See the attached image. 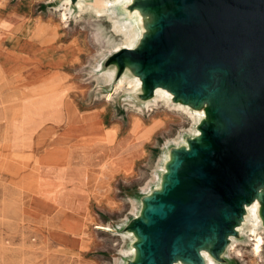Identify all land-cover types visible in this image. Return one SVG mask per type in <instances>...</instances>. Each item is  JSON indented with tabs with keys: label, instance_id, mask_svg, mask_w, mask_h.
Listing matches in <instances>:
<instances>
[{
	"label": "rangeland",
	"instance_id": "374dc122",
	"mask_svg": "<svg viewBox=\"0 0 264 264\" xmlns=\"http://www.w3.org/2000/svg\"><path fill=\"white\" fill-rule=\"evenodd\" d=\"M132 1L125 7L130 15L137 13L140 32L134 48L144 34L145 16L131 8ZM76 2L0 0L1 50V46L13 47L20 55L44 62L60 49L68 54L56 79L47 80L52 71L43 68L19 81L7 76V62L13 61L3 50L0 53V264H115L117 258L120 264H129L133 254L122 258L120 254V248H130L134 242L129 221L139 214L144 194L160 187L172 147L185 146L188 138L197 135V124L189 130L191 119L180 110L161 101L146 106L154 93L146 97L141 88L116 90L120 78L136 76L128 67L118 72L112 63L114 49L123 39L114 34L106 18L87 13L79 17L81 8ZM64 9L70 16L66 26L60 16ZM109 70L112 81L104 79ZM58 94H66L80 108H98L111 126L104 127L108 143L88 153L91 172L85 168L79 178H69L68 170L39 168L55 138L66 131L71 109L88 111L101 120L98 110L80 111L66 99L63 125L46 123L34 102ZM172 103L181 102L172 99ZM189 107L200 112V120L204 117L202 107ZM137 126L142 128L131 140ZM179 132L183 139L178 144L174 139ZM123 137L128 142L126 154L139 158L131 168L124 163L126 171L110 172L113 142ZM162 152L165 156L159 160ZM154 173L158 179H152ZM131 200L136 202L135 211ZM248 216L249 205L237 226L238 235L233 236L241 243L233 251L226 248L219 264H264V249L261 256L254 255L238 229L245 226ZM107 223L115 229L106 231ZM52 227L61 230L57 238L67 246H75L76 238L82 236L81 247L68 249L54 243L49 236ZM116 232L127 237L122 239Z\"/></svg>",
	"mask_w": 264,
	"mask_h": 264
},
{
	"label": "water",
	"instance_id": "95a60500",
	"mask_svg": "<svg viewBox=\"0 0 264 264\" xmlns=\"http://www.w3.org/2000/svg\"><path fill=\"white\" fill-rule=\"evenodd\" d=\"M131 8L152 21L134 48L114 53L118 72L139 75L146 97L160 86L205 115L187 145L172 147L160 187L129 221V264H205L208 244L222 262L255 200L264 227V0H133Z\"/></svg>",
	"mask_w": 264,
	"mask_h": 264
},
{
	"label": "crops",
	"instance_id": "0c3cea01",
	"mask_svg": "<svg viewBox=\"0 0 264 264\" xmlns=\"http://www.w3.org/2000/svg\"><path fill=\"white\" fill-rule=\"evenodd\" d=\"M1 48L3 50V55L6 58H11V60L13 61L7 62V68L5 72L10 80L12 76H15V78H17L19 81L30 79L32 75L39 73L41 71L40 69L44 68L50 69L52 71L51 74L53 76L47 79L52 81L56 79V75L61 73V71L58 69L60 65L66 63L68 60L67 52H63L61 51V49L56 55L52 56L51 58H49V60L44 62L31 56L20 55L15 52L13 47L8 48L1 46ZM2 50L0 49V53ZM66 99L71 100L76 108L80 111L93 109L99 111L98 108H80L70 97L66 96V94L51 95L44 99L36 100L34 102V108L35 111L45 119L46 123L62 126L65 117ZM98 114L101 120L96 118V115L89 113L88 111L77 112V110L71 109L68 115L67 125L65 127L66 131L64 132L63 136L55 138L52 147L49 148L46 151V155L40 159L39 168L43 169V167H45L46 169H63L68 171L72 169L84 168L85 165L81 160L71 161L68 156L71 153H81L84 150L90 151L101 146L102 144L108 143V135L104 127L106 129H110L111 126H108L104 119V116L100 111ZM83 118H85L84 120L89 121V127H80L79 123L83 120ZM141 128V126H137L133 129V132L130 136L131 140L135 138L134 136L140 132ZM124 139L126 138L123 137L118 141L113 142L114 147H112L111 152L114 154L110 155V172L118 173L124 170L126 171V166L124 163H126L127 166L131 165V168L134 161L139 158L135 157L133 159L131 153L126 154V151L128 150V142L126 143ZM88 169L89 172H91V168L88 167ZM90 199L91 196L89 195L88 205ZM60 231L61 230L56 227L51 228L49 236L50 239L54 241V243L68 249H79L81 247V242L83 239L82 236L76 238L75 246H67L62 244L61 240L57 238V235Z\"/></svg>",
	"mask_w": 264,
	"mask_h": 264
},
{
	"label": "bare ground",
	"instance_id": "6f19581e",
	"mask_svg": "<svg viewBox=\"0 0 264 264\" xmlns=\"http://www.w3.org/2000/svg\"><path fill=\"white\" fill-rule=\"evenodd\" d=\"M71 3V0H64ZM131 0H77L76 6L77 8H81V12L79 13V17L81 16V13H87L88 16L92 15L98 18L104 17L106 18V21L110 24L112 27V30L116 36L121 37V42L116 45L115 51H118L124 47L132 48L135 45V40L137 39L139 35V28H138V21H137V13L134 12L133 16L128 13L126 10V4L127 2H130ZM65 4V3H64ZM71 7V6H70ZM74 9V8H73ZM79 10V9H78ZM74 11H76L74 9ZM71 15V14H70ZM145 16V26H144V32L149 31V23L152 21V15L148 13H143ZM62 22L66 25H68L69 22V12L67 9H64L60 13ZM132 70L134 71V67L131 66ZM104 79L108 81H112L113 79V72L112 70L105 71ZM118 86L116 90L124 89L129 90L131 92L135 91L136 89H139L142 81L140 79L139 75H136L135 78H130L127 76H124L118 80ZM172 97L173 95L165 88H162L160 86L155 87L154 89V95L153 100H148L146 102V106H151L153 104H158V102H163L167 105L169 108H175V110H180L182 113L186 114L189 119H191V125L189 127V130L193 131V126L195 124L200 123V112L196 110H192L189 107V104H183V103H172ZM129 100V99H128ZM142 111V110H141ZM80 121V127H89V121L84 120ZM183 131V130H182ZM194 131L198 134L199 130ZM177 139H174L178 144L180 143V140L183 139V136L180 135V132L176 136ZM167 142V141H166ZM166 151V150H165ZM89 151L84 150L81 153H71L68 158L71 161L74 160H81L83 164L85 165L82 169H72L69 171V178H79V174L81 173L85 168H88V156ZM165 156V152H162L159 154L158 159L163 160ZM160 167V166H159ZM158 167V168H159ZM157 175V173H156ZM155 173L152 175V179L159 178L158 175L156 176ZM149 186V185H148ZM144 187V186H143ZM148 188L147 185L144 189ZM147 190V189H146ZM143 193H146V191H143ZM135 198V197H134ZM259 196H257V199ZM132 203V211H135L137 209L136 202L134 200H131ZM131 213V212H130ZM138 216V215H137ZM261 220L258 215V209H257V202H252L249 205V216L246 219L245 226H241V228H238L241 230V233L245 236V245H248L251 247V251L256 256H261L260 253L264 249V229L262 228V225L260 224ZM240 226V225H239ZM115 228H113L109 223L106 225V231H113ZM131 233H134L132 230ZM116 235H120L122 239H125L127 237L126 234L123 232H116ZM241 243L237 239H235L232 235L229 238V241L227 243V249L228 251H233L238 247V244ZM210 245L208 244L205 248H201V253L205 256L204 263L205 264H219L217 261H215L212 257L208 255V249ZM136 251V247H130V248H120V254L122 257H128L133 252ZM241 249L238 250L240 252ZM120 258L115 259V264H120L119 261ZM177 264V263H174Z\"/></svg>",
	"mask_w": 264,
	"mask_h": 264
}]
</instances>
